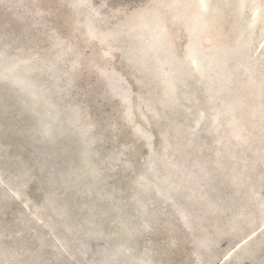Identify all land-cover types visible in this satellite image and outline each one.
I'll list each match as a JSON object with an SVG mask.
<instances>
[{
	"label": "rangeland",
	"instance_id": "rangeland-1",
	"mask_svg": "<svg viewBox=\"0 0 264 264\" xmlns=\"http://www.w3.org/2000/svg\"><path fill=\"white\" fill-rule=\"evenodd\" d=\"M0 264H264V0H0Z\"/></svg>",
	"mask_w": 264,
	"mask_h": 264
}]
</instances>
